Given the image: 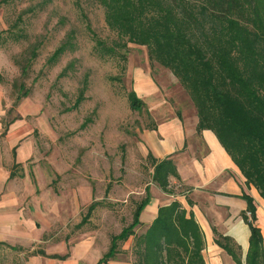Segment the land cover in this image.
I'll use <instances>...</instances> for the list:
<instances>
[{
    "label": "trees",
    "instance_id": "1",
    "mask_svg": "<svg viewBox=\"0 0 264 264\" xmlns=\"http://www.w3.org/2000/svg\"><path fill=\"white\" fill-rule=\"evenodd\" d=\"M8 1L1 0L0 7ZM97 2L105 10L108 29L117 37L111 45L95 37L100 56L119 57L123 51L122 56H127L129 44L146 47L150 61L172 72L189 95L199 119L198 133L212 131L245 177L247 187H255L264 199V0ZM0 39L20 42L24 34L15 24L0 33ZM73 49L69 38L48 63L56 64ZM14 87L19 91L15 104L29 96L27 91L22 93L24 84ZM87 88L86 81L74 109L85 101ZM128 99L133 110L145 109L133 90ZM148 159L154 167L153 182L165 193L175 194L170 179L180 177L174 161H158L152 154ZM243 198L248 209L242 216L251 230L245 264H264V240L255 224L254 199L248 193ZM149 202L147 191L135 205L131 224L112 236L109 251L98 264H108L120 252V243L131 237L135 238L132 253L136 264H206L204 234L179 201L161 207L146 231L137 234ZM99 205L93 202L89 206L80 225H85ZM215 235L216 243L237 264H243L237 252L241 248L231 239Z\"/></svg>",
    "mask_w": 264,
    "mask_h": 264
},
{
    "label": "rangeland",
    "instance_id": "2",
    "mask_svg": "<svg viewBox=\"0 0 264 264\" xmlns=\"http://www.w3.org/2000/svg\"><path fill=\"white\" fill-rule=\"evenodd\" d=\"M15 24L24 39L7 43L0 39V84L13 103L19 94L14 86L24 84L22 93L29 92L41 106L43 123L34 166L44 178L45 171L52 170L48 177L53 178L56 192L72 179L93 187L101 205L85 225H79L87 207L78 225L71 222L66 231L73 234L83 226L88 232L97 231L100 243L111 242L131 224L135 205L142 199V181L148 180L151 169L138 146L140 131L151 127L152 121L147 108L132 109L128 95L136 72L156 74L162 69L150 61L146 47L135 44L128 45L127 56H122L124 51L119 57L100 56L95 37L109 45L117 37L108 29L105 10L97 0H10L0 7V33ZM69 38L74 49L50 65L49 58ZM86 81V99L74 109ZM136 231L140 235L146 229ZM130 240L133 246L135 238ZM125 244L120 243V251ZM237 252L243 257V249ZM121 253L136 264L132 250ZM28 257L27 250L0 245V264H28Z\"/></svg>",
    "mask_w": 264,
    "mask_h": 264
},
{
    "label": "crops",
    "instance_id": "3",
    "mask_svg": "<svg viewBox=\"0 0 264 264\" xmlns=\"http://www.w3.org/2000/svg\"><path fill=\"white\" fill-rule=\"evenodd\" d=\"M161 69L156 74L144 69L135 73L133 91L152 121L140 131L138 149L143 158L152 154L158 161L172 159L180 178L170 179L175 194H167L153 182L151 164L150 177L141 185V198L147 191L150 195L142 227L152 224L161 207L179 201L204 234L206 264H237L216 243L215 232L244 250L239 258L245 264L251 230L242 216L248 209L243 195L254 199L255 224L263 240L264 199L255 187H247L216 135L209 130L198 133L199 119L189 95L172 72ZM42 123L40 104L30 96L15 104L0 84V244L27 250L28 264H98L111 242L100 243L99 233L83 226L73 234L66 231L97 202L94 188L72 179L56 192L48 177L52 170L42 176L34 166ZM128 241L121 251L131 252L133 240ZM121 251L108 264H133Z\"/></svg>",
    "mask_w": 264,
    "mask_h": 264
}]
</instances>
